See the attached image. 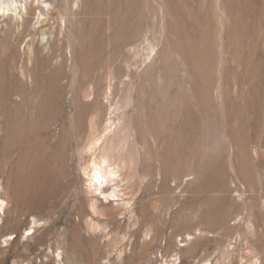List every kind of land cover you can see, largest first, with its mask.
Masks as SVG:
<instances>
[{
    "label": "rangeland",
    "instance_id": "1",
    "mask_svg": "<svg viewBox=\"0 0 264 264\" xmlns=\"http://www.w3.org/2000/svg\"><path fill=\"white\" fill-rule=\"evenodd\" d=\"M0 201V264H264V0H0Z\"/></svg>",
    "mask_w": 264,
    "mask_h": 264
},
{
    "label": "bare ground",
    "instance_id": "2",
    "mask_svg": "<svg viewBox=\"0 0 264 264\" xmlns=\"http://www.w3.org/2000/svg\"><path fill=\"white\" fill-rule=\"evenodd\" d=\"M37 1V0H36ZM41 2V1H40ZM8 5V4H7ZM10 5V4H9ZM13 5V4H12ZM6 6V5H5ZM14 8V7H13ZM16 8V7H15ZM5 9V8H1ZM15 10V9H14ZM13 10V11H14ZM7 11V10H6ZM3 12V11H2ZM20 16V14H19ZM22 17V16H21ZM50 56V55H49ZM38 58V57H37ZM51 59V58H50ZM46 62V61H45ZM112 101V100H111ZM109 116V115H108ZM93 157V156H92ZM111 155L109 153L101 154L98 159L93 163L90 168L89 177L90 181L94 185V189L98 190L104 181H106L107 176H110L113 171L108 167ZM93 161V160H92ZM112 167V166H111Z\"/></svg>",
    "mask_w": 264,
    "mask_h": 264
},
{
    "label": "snow or ice",
    "instance_id": "3",
    "mask_svg": "<svg viewBox=\"0 0 264 264\" xmlns=\"http://www.w3.org/2000/svg\"><path fill=\"white\" fill-rule=\"evenodd\" d=\"M2 205H3V202H2V201H0V207H2Z\"/></svg>",
    "mask_w": 264,
    "mask_h": 264
}]
</instances>
